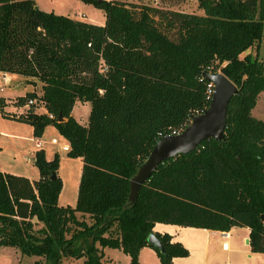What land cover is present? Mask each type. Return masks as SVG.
Returning <instances> with one entry per match:
<instances>
[{"label": "trees", "instance_id": "obj_1", "mask_svg": "<svg viewBox=\"0 0 264 264\" xmlns=\"http://www.w3.org/2000/svg\"><path fill=\"white\" fill-rule=\"evenodd\" d=\"M82 1L103 12L101 25L45 12L32 0H0V71L40 84L39 95L13 98L14 106L35 99L20 115L5 112L0 96V115L31 126L33 137L53 125L65 155L81 161L73 206L57 204L56 152L50 159L33 152L36 180L0 171V247L39 258L32 264H114L102 258L109 247L138 264L139 249L149 246L160 264H171L188 251L152 232L165 223L247 227L249 251L264 253V122L251 115L264 91V61L245 52L257 50L264 0H195L200 14ZM203 72L236 87L223 137L158 164L128 202L129 179L155 141L208 105ZM76 101L89 105L85 124L70 114ZM40 102L52 119L34 111ZM150 233L163 252L146 242Z\"/></svg>", "mask_w": 264, "mask_h": 264}, {"label": "rangeland", "instance_id": "obj_2", "mask_svg": "<svg viewBox=\"0 0 264 264\" xmlns=\"http://www.w3.org/2000/svg\"><path fill=\"white\" fill-rule=\"evenodd\" d=\"M34 6L45 12L62 14L79 21L101 24L104 21V14L100 9L82 0H32ZM123 3L131 10H138L141 7H153L164 10L181 11L185 13L200 14L201 10L197 8L195 0H117ZM156 19V17H154ZM254 55L258 61H264V25L262 28V36L258 42L257 50L252 47L247 51ZM245 54V53H244ZM242 56V55H241ZM9 82L0 83V96L13 97L15 95L24 94L28 91H34L40 94V84L34 79L25 78L21 75L8 74ZM254 111L251 115L264 122V91L256 98ZM11 100V101H10ZM3 108L5 112H16L12 108L13 98L10 99ZM39 107H34L36 112ZM26 108V107H25ZM37 108V109H36ZM23 109V107H20ZM253 109V108H252ZM87 106L82 103L74 105L72 117L79 123H85ZM23 113L25 109L22 110ZM41 111V110H40ZM22 113V114H23ZM29 125L10 118H4L0 115V169H9L17 172L18 175L29 178L30 181L36 180L38 177L37 169L32 163V151L39 148L35 147V141H41L40 149H43L44 155L52 156V153L59 154V165L57 175L61 180V189L57 198V204L60 206H72L75 201L77 183L80 173L81 161L79 158H69L65 155L61 146L65 145L66 140L59 135L53 125L45 126L40 137H33L29 130ZM51 138L56 139V144H50ZM16 174V173H14ZM79 216V214L77 215ZM104 256L112 259L117 264H123V253L117 249L105 247L103 248ZM253 257L242 259L240 264H264V254L256 253ZM39 258L33 256L19 255L14 248H8L0 255V264H32ZM81 259L69 258L63 261L64 264H79ZM232 264V263H231ZM234 264V261H233Z\"/></svg>", "mask_w": 264, "mask_h": 264}, {"label": "water", "instance_id": "obj_3", "mask_svg": "<svg viewBox=\"0 0 264 264\" xmlns=\"http://www.w3.org/2000/svg\"><path fill=\"white\" fill-rule=\"evenodd\" d=\"M202 77L212 83L213 92L206 108L197 115L191 117L186 127L178 134L163 135L155 141L145 160L139 164L135 173L129 179L128 202H134L141 184L155 171L158 164L178 154H184L193 150L200 141L206 138L220 140L223 137L226 106L235 93L236 87L219 72H203ZM62 119L57 116V121ZM55 173H51L54 178ZM264 221V214L260 215ZM146 242L163 252L159 240L152 234H148Z\"/></svg>", "mask_w": 264, "mask_h": 264}, {"label": "crops", "instance_id": "obj_4", "mask_svg": "<svg viewBox=\"0 0 264 264\" xmlns=\"http://www.w3.org/2000/svg\"><path fill=\"white\" fill-rule=\"evenodd\" d=\"M8 74L9 73H7V76ZM261 93H263V91L259 92L258 95H260ZM16 96L18 95H15L13 97H6V96H2V97L4 98L5 102H8L10 99ZM77 103H82L84 106H87L86 116H85L87 117L88 109H89L88 103L76 101L74 105L76 106ZM74 105L70 112L71 115H73L72 111ZM254 107L252 109V112L254 111ZM85 123H86V118H85ZM29 130L31 133L32 130L31 126L29 127ZM34 151H32L31 153L32 156ZM45 158L50 159L51 156L50 157L45 156ZM0 171L10 174L16 173L15 175H18L17 172L11 171L9 169H5V170L0 169ZM77 215L78 213H76V216ZM151 230L152 232H157V233H167L171 237V241L179 242L187 249L188 251L187 256L172 257L171 264H231V263L233 264V261L234 264H240L239 262L242 261V259L246 261L245 259L251 258L253 257L252 255L256 254L249 251L247 227H231L228 231H216V230L201 229L194 227H180L165 223H154ZM8 248L10 247H0V255L5 251H8ZM101 251L103 255L102 257L103 260H107L110 263L117 264L116 262H113L112 259H109L104 256L103 248ZM117 251L120 250L117 249ZM65 259H69V258L62 259V264H64L63 261ZM122 260H123V264L128 263V256L124 253L122 256ZM138 264H160V262L155 251L151 247L143 246L139 249L138 252Z\"/></svg>", "mask_w": 264, "mask_h": 264}, {"label": "built area", "instance_id": "obj_5", "mask_svg": "<svg viewBox=\"0 0 264 264\" xmlns=\"http://www.w3.org/2000/svg\"><path fill=\"white\" fill-rule=\"evenodd\" d=\"M203 78V77H202ZM3 82V83H8L9 82V78L7 76V73L6 72H2L0 71V83ZM212 92H213V85L212 83H210L208 81V83L206 84V88H205V99L210 101V98H211V95H212ZM35 99H27L26 103L23 105V106H12V108L16 109V112L12 111L11 113L15 114V115H20L23 113V109H25V107H27L28 105L30 104H35ZM20 107H23V109H20ZM37 109V108H36ZM41 110V111H40ZM38 113H44L46 114V117L49 118V119H52L53 118V115L49 112H47L43 106V104H41V102L39 103V107L37 109ZM201 113V112H200ZM198 113V114H200ZM197 115V114H196ZM194 116V115H193ZM187 124H182L181 126L177 127L176 129H172L169 133V135H175V134H178L180 133L185 127H186ZM166 135V134H165ZM38 138V137H37ZM50 144H56V139L55 138H51L49 140ZM35 147L37 148H40L41 147V141L40 140H36L35 141ZM62 150L63 151H66L68 149V145L67 143L65 145H62L61 146Z\"/></svg>", "mask_w": 264, "mask_h": 264}]
</instances>
